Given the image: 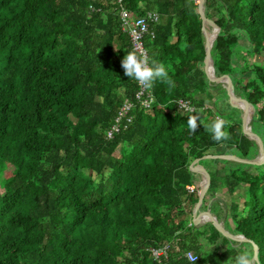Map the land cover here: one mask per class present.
<instances>
[{
    "label": "trees",
    "instance_id": "obj_1",
    "mask_svg": "<svg viewBox=\"0 0 264 264\" xmlns=\"http://www.w3.org/2000/svg\"><path fill=\"white\" fill-rule=\"evenodd\" d=\"M198 6L0 0V264H192L188 251L195 264H235L247 249L251 264L252 243L255 264H264V0H204L205 17L219 27L214 74L251 105L249 130L263 146L258 163L221 160L223 174L207 161L221 157L201 156L229 147L253 160L259 146L243 133L246 112L233 106L230 89L208 79L211 27ZM149 11L158 20L142 39L146 57L167 68L171 83L147 84L153 99L144 105L122 66L135 50L122 12L131 19ZM254 55L261 63L247 61ZM246 72L252 76L242 79ZM211 90L219 94L209 106ZM124 98L132 107L123 115ZM191 114L199 116L195 132ZM217 117L226 121L221 141L205 127ZM190 165L208 176L196 217L208 210L248 240L223 235L211 220L194 222L202 174ZM158 249L165 251L156 256Z\"/></svg>",
    "mask_w": 264,
    "mask_h": 264
},
{
    "label": "water",
    "instance_id": "obj_2",
    "mask_svg": "<svg viewBox=\"0 0 264 264\" xmlns=\"http://www.w3.org/2000/svg\"><path fill=\"white\" fill-rule=\"evenodd\" d=\"M199 2V6H198V12H199V16L202 20L203 23L208 24L211 27V32H210V36L206 42L205 48H204V62L207 64V75H208V79L214 83H221L224 84L225 87H228L230 89V94H231V99H232V104L233 106H235L236 108H240V109H244L246 112V115L244 117V119L242 120V131L243 133L248 136L249 138L253 139L259 146V155L257 157V159H244L238 156H229V155H224V154H206V155H202L201 157H211V158H215V157H221V158H232L241 162H248V163H258L261 161V157H262V153H263V146L261 141L259 140L258 137H256L250 130H249V121L253 116V110L251 105L242 102L241 100H238V98L236 97L234 90H233V85L226 79L224 78H217L214 74V67H213V59L210 56V48L213 45V42L215 40V38L217 37L218 33H219V27L218 25L212 20V19H207L204 15V0H198ZM198 160V158L194 159L193 162L191 163V165H193V163ZM190 165V169L192 170H196L199 171L202 174V181H201V185L198 191V199L195 203V205L192 208V215H193V220L194 222H198L201 223L205 220H211L214 225L217 227V229L226 236H229L231 238H234L236 240H248L247 238H245L243 235L241 234H233L230 233L228 230H226L215 218V216H213L208 210L201 214L200 216L196 217V211L197 208L199 207V205L201 204L203 195L208 187V176L207 173L205 172L204 169L202 168H193ZM252 243V241H250ZM252 245L254 246V250H253V256L251 258V264H255V262L257 261V253H258V247L256 244L252 243Z\"/></svg>",
    "mask_w": 264,
    "mask_h": 264
},
{
    "label": "clouds",
    "instance_id": "obj_3",
    "mask_svg": "<svg viewBox=\"0 0 264 264\" xmlns=\"http://www.w3.org/2000/svg\"><path fill=\"white\" fill-rule=\"evenodd\" d=\"M122 66L128 77H132L145 84L150 85L156 80H167L171 83L169 72L163 64H158L155 60L149 63L148 58L138 54L136 50H130L124 55ZM194 111L191 107L187 108V112L189 113H194ZM198 117L197 114L188 115L187 124L193 132L198 127ZM225 123L226 121L223 117H217L210 124L205 125L207 130L212 134V139L215 141L227 139L228 133L224 130ZM249 255L247 251L242 252L235 258V264H250ZM187 259L192 264H195L197 255L189 254Z\"/></svg>",
    "mask_w": 264,
    "mask_h": 264
},
{
    "label": "built area",
    "instance_id": "obj_4",
    "mask_svg": "<svg viewBox=\"0 0 264 264\" xmlns=\"http://www.w3.org/2000/svg\"><path fill=\"white\" fill-rule=\"evenodd\" d=\"M122 17L124 18L123 21V30H125L128 35L131 37L133 48L137 51L138 54H141L143 56H147L146 49L143 45V36L147 32L149 27L150 21H157L158 20V14L156 12H147L145 16H135L133 15L131 19H127L126 13L122 12ZM137 84L139 85V90L137 91L136 97L139 99V101L144 104L148 105L151 100L153 99L151 96V93L148 89H146L147 84L137 81ZM180 107L186 109L190 107V105L186 101H179ZM132 107V102H130L127 98H124V103L121 105L119 109V113L123 114L126 113L130 108ZM119 118V117H118ZM193 186H190V190H192ZM165 249H158L154 250V253L156 256L163 254ZM195 255L192 251L186 252V257L189 255Z\"/></svg>",
    "mask_w": 264,
    "mask_h": 264
},
{
    "label": "rangeland",
    "instance_id": "obj_5",
    "mask_svg": "<svg viewBox=\"0 0 264 264\" xmlns=\"http://www.w3.org/2000/svg\"><path fill=\"white\" fill-rule=\"evenodd\" d=\"M239 43H240V44H246L247 41H246L244 38H241V40H240ZM239 47H240V46H238L237 48H239ZM247 57H248V56H247ZM247 57H246V58H247ZM242 60H243L242 55L237 54V55L235 56V58L233 59V62H235L237 66H240V65L242 64ZM261 60H262V57H261V56H258V55H254V56H252V57H250V58L247 59V61H250V62H253V63H258V62L261 63ZM246 76L251 77L252 74L249 73V72H246L245 74H243L242 79H243V78H246ZM223 87L225 88V85H224V84H223ZM211 93H212V97L210 98V100L207 101V105H209V106L212 105L213 98H215V97L218 96V94H219V93L216 92L215 90H211ZM236 97L238 98V100H241L239 96L236 95ZM220 104H221V103H220ZM220 104H219V105H220ZM225 107L227 108V110L224 109L225 112H226V111L228 112V111H233V110H234L232 106L225 105ZM230 113H234L236 116L238 115V112H237L236 110H234L233 112H230ZM226 149H229L230 153L226 152L224 155L234 156V155H231V154H233V153L235 152V150H231L229 147L226 148ZM216 150H217L218 152H220V149H219V148H217ZM221 160H231V161L239 162L238 160H235V159H232V158H220V159H217V160H216V162L219 163V164H218V163H214L215 161H212L211 159H209V160H207V161L210 163V169H213V168L216 167V168L220 169L219 172H220L221 174H223V172H225V171L223 170V167H222V165H223L224 163H223ZM1 190H2V188H1V186H0V191H1ZM214 194L216 195V198H219V197H217V195L221 196V193H220V191L218 190V188L215 190ZM208 197H210V196H208ZM222 197H224V199L226 198L225 200H227V202L229 201V197H227V196H225V195H222ZM224 199H223V201L220 200V202H219L218 204L221 205L222 207H224V209H225V206H224ZM206 202H207V201H206ZM214 204H215V202H214ZM222 215H223V213L220 214V216H222ZM222 219H223V217H222ZM252 249L254 250V246H253V245H252ZM246 251H247L248 253L250 252L249 249H247Z\"/></svg>",
    "mask_w": 264,
    "mask_h": 264
},
{
    "label": "bare ground",
    "instance_id": "obj_6",
    "mask_svg": "<svg viewBox=\"0 0 264 264\" xmlns=\"http://www.w3.org/2000/svg\"><path fill=\"white\" fill-rule=\"evenodd\" d=\"M194 189V188H193ZM206 194V193H205ZM197 216H198V214H197Z\"/></svg>",
    "mask_w": 264,
    "mask_h": 264
}]
</instances>
